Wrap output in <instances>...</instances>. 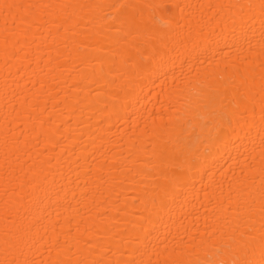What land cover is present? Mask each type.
<instances>
[{"label":"bare ground","instance_id":"bare-ground-1","mask_svg":"<svg viewBox=\"0 0 264 264\" xmlns=\"http://www.w3.org/2000/svg\"><path fill=\"white\" fill-rule=\"evenodd\" d=\"M0 264H264V0H0Z\"/></svg>","mask_w":264,"mask_h":264}]
</instances>
